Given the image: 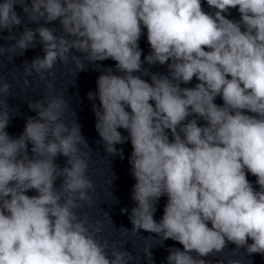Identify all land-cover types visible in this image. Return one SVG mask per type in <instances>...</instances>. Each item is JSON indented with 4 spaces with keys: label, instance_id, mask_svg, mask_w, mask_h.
<instances>
[{
    "label": "clouds",
    "instance_id": "obj_1",
    "mask_svg": "<svg viewBox=\"0 0 264 264\" xmlns=\"http://www.w3.org/2000/svg\"><path fill=\"white\" fill-rule=\"evenodd\" d=\"M207 4L216 9L214 15L202 9L201 0L0 2V33L9 32L6 39L14 41L0 46V56L6 49L22 55L36 46L38 34L44 55L25 62L24 84L35 73L49 90L43 99L28 102L36 116H29L21 135L12 137L6 131L16 111L7 103L11 84L0 78V264L134 260L131 252L98 239L102 221L91 223L78 212L92 201L91 153L85 151L90 148L75 112L69 122V104L52 94L48 79L57 63L70 60L78 73L86 64L98 69V62L111 59L121 73L105 68L97 90L87 96L99 99L92 111L106 153L123 159L116 145L131 142L136 204L129 215L131 231L142 229L181 244L183 250L168 249L167 264H207L203 258L222 253L229 242L248 255H264V0ZM16 5L28 23L43 25H25L17 38L13 29L24 21ZM230 8H238L239 21L226 18ZM57 20L59 29L46 26ZM142 26L151 48L143 62ZM144 62L166 64L168 74H150ZM136 73L150 75L151 83ZM194 77L199 82L193 88L181 87ZM217 96L223 106L214 102ZM198 120L205 124L199 126ZM60 155L66 158L62 168L55 162ZM246 170L257 178L259 190ZM30 190L36 195H27ZM162 196L167 203L157 221ZM150 249L144 253L153 264Z\"/></svg>",
    "mask_w": 264,
    "mask_h": 264
}]
</instances>
